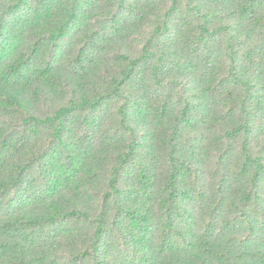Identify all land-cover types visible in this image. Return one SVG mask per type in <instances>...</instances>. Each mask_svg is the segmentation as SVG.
Segmentation results:
<instances>
[{"label":"trees","instance_id":"16d2710c","mask_svg":"<svg viewBox=\"0 0 264 264\" xmlns=\"http://www.w3.org/2000/svg\"><path fill=\"white\" fill-rule=\"evenodd\" d=\"M0 264H264V0H0Z\"/></svg>","mask_w":264,"mask_h":264}]
</instances>
